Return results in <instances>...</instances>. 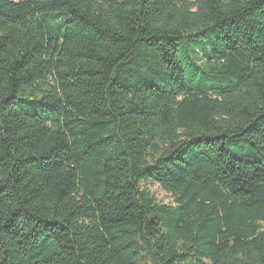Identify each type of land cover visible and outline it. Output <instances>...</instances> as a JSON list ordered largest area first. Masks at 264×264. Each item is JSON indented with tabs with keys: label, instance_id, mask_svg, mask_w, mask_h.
<instances>
[{
	"label": "trees",
	"instance_id": "16d2710c",
	"mask_svg": "<svg viewBox=\"0 0 264 264\" xmlns=\"http://www.w3.org/2000/svg\"><path fill=\"white\" fill-rule=\"evenodd\" d=\"M0 264H264V0H0Z\"/></svg>",
	"mask_w": 264,
	"mask_h": 264
},
{
	"label": "rangeland",
	"instance_id": "374dc122",
	"mask_svg": "<svg viewBox=\"0 0 264 264\" xmlns=\"http://www.w3.org/2000/svg\"><path fill=\"white\" fill-rule=\"evenodd\" d=\"M17 2L19 0H11ZM149 192L158 204L168 205L171 203V198L162 189L155 184H148L143 186Z\"/></svg>",
	"mask_w": 264,
	"mask_h": 264
}]
</instances>
